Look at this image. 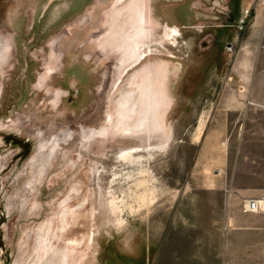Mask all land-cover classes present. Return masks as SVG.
<instances>
[{
    "label": "rangeland",
    "instance_id": "rangeland-1",
    "mask_svg": "<svg viewBox=\"0 0 264 264\" xmlns=\"http://www.w3.org/2000/svg\"><path fill=\"white\" fill-rule=\"evenodd\" d=\"M237 2L0 0V264L260 261L214 252L200 188L261 132L219 104L244 56L264 75V0Z\"/></svg>",
    "mask_w": 264,
    "mask_h": 264
},
{
    "label": "crops",
    "instance_id": "crops-1",
    "mask_svg": "<svg viewBox=\"0 0 264 264\" xmlns=\"http://www.w3.org/2000/svg\"><path fill=\"white\" fill-rule=\"evenodd\" d=\"M251 1L238 0L235 9L238 12L236 19L241 17L242 11ZM259 24L260 22L257 20L255 26ZM238 65L240 72L236 74V83L232 86L226 83L228 89L220 94V107L228 114H243L244 108H246L245 100L251 97L255 105L250 108L252 109L251 120L245 124L254 131L261 132L253 133L251 137L242 142L241 146L246 147V152L243 149L244 153L240 154L237 149L236 151L231 147L219 152L218 160L221 162L243 160L250 163L248 168L239 169L233 175L228 174L235 179L238 176L239 180L234 179L232 184L224 176L214 175L205 179L200 188L212 193H219L224 199L221 203L223 214L218 230L220 237L213 248L214 252L235 253L237 256L246 258L256 256L253 253H259L260 261L256 264H264V213L244 211L249 199L260 198L264 195V134L262 132L264 131V75L250 73L251 64L247 56H244ZM142 76L146 78L148 75L143 74ZM142 89H144L143 86ZM154 97L151 101L153 109H155V102L158 100L156 99L157 95ZM225 145L227 144L221 143V146ZM257 163H260V166L256 165ZM218 168L222 170L224 165L220 164Z\"/></svg>",
    "mask_w": 264,
    "mask_h": 264
},
{
    "label": "built area",
    "instance_id": "built-area-1",
    "mask_svg": "<svg viewBox=\"0 0 264 264\" xmlns=\"http://www.w3.org/2000/svg\"><path fill=\"white\" fill-rule=\"evenodd\" d=\"M244 21H241L238 25V28L240 30L243 29L244 27ZM234 48L233 45H229L227 49H229L230 51H232ZM232 81V77L228 78V82ZM221 173V171L219 172V174ZM245 212H253V213H264V195L260 198H252L249 199L245 205L244 208Z\"/></svg>",
    "mask_w": 264,
    "mask_h": 264
},
{
    "label": "bare ground",
    "instance_id": "bare-ground-1",
    "mask_svg": "<svg viewBox=\"0 0 264 264\" xmlns=\"http://www.w3.org/2000/svg\"><path fill=\"white\" fill-rule=\"evenodd\" d=\"M132 152H134V151H132ZM130 154H131V151L123 152L121 154V157L125 159V158L129 157Z\"/></svg>",
    "mask_w": 264,
    "mask_h": 264
}]
</instances>
